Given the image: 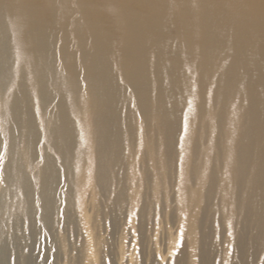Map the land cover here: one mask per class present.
Masks as SVG:
<instances>
[{"label": "bare ground", "instance_id": "bare-ground-1", "mask_svg": "<svg viewBox=\"0 0 264 264\" xmlns=\"http://www.w3.org/2000/svg\"><path fill=\"white\" fill-rule=\"evenodd\" d=\"M0 123V250L19 220L48 233L75 176L125 204L141 163L176 194L178 264L197 232L215 264L219 229L223 264H264V0H0Z\"/></svg>", "mask_w": 264, "mask_h": 264}, {"label": "rangeland", "instance_id": "rangeland-1", "mask_svg": "<svg viewBox=\"0 0 264 264\" xmlns=\"http://www.w3.org/2000/svg\"><path fill=\"white\" fill-rule=\"evenodd\" d=\"M5 128L0 123V134ZM14 142L26 155L24 138L15 137ZM40 148H43V142ZM22 157L18 162L24 166V176L33 178L34 172L41 167V158H35L29 165L25 156ZM7 159L0 149V200L5 194L1 169ZM145 169L137 163L139 195L136 204L132 203L131 197L138 181H128L132 175L128 168L125 170L127 184H131L127 189L128 201L122 205L112 203L117 188L114 186L110 193L102 192L92 173L82 183L77 176L70 179V184L61 182L57 190H64L68 185V195L59 200L49 232L37 233L34 223L19 220L14 232L16 242L9 238L0 250L5 264H178L190 251V241L183 236V228L174 224L177 219L176 194L167 177H154V171L150 173L149 183L141 179ZM155 182L160 183L156 192ZM201 206H205L204 201ZM225 229H222L224 233ZM217 233L211 242L212 257L215 264H223L224 252L218 246ZM172 235L175 243L170 249ZM196 237L194 264H200L198 232ZM244 261L250 264L248 258ZM239 263L237 254L230 256V264Z\"/></svg>", "mask_w": 264, "mask_h": 264}]
</instances>
